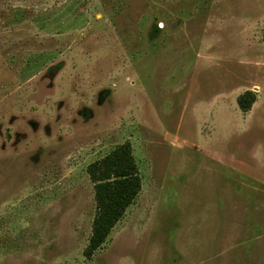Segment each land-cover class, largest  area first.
Returning a JSON list of instances; mask_svg holds the SVG:
<instances>
[{"label": "rangeland", "instance_id": "rangeland-1", "mask_svg": "<svg viewBox=\"0 0 264 264\" xmlns=\"http://www.w3.org/2000/svg\"><path fill=\"white\" fill-rule=\"evenodd\" d=\"M126 143L141 193L86 259ZM0 264H264V0H0Z\"/></svg>", "mask_w": 264, "mask_h": 264}, {"label": "trees", "instance_id": "trees-1", "mask_svg": "<svg viewBox=\"0 0 264 264\" xmlns=\"http://www.w3.org/2000/svg\"><path fill=\"white\" fill-rule=\"evenodd\" d=\"M255 101L252 93H246L240 97L239 106L243 112H248ZM87 173L94 187L96 203L92 234L84 251L85 258L91 259L139 197L142 181L129 143L91 163Z\"/></svg>", "mask_w": 264, "mask_h": 264}]
</instances>
